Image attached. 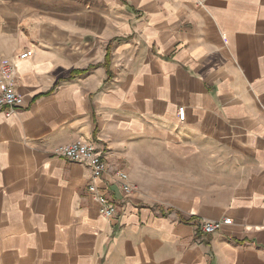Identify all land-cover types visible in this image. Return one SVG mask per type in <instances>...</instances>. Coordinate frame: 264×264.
<instances>
[{
    "label": "crops",
    "instance_id": "obj_1",
    "mask_svg": "<svg viewBox=\"0 0 264 264\" xmlns=\"http://www.w3.org/2000/svg\"><path fill=\"white\" fill-rule=\"evenodd\" d=\"M24 49L0 264H264V0H0V58ZM79 140L101 178L55 154Z\"/></svg>",
    "mask_w": 264,
    "mask_h": 264
},
{
    "label": "built area",
    "instance_id": "obj_2",
    "mask_svg": "<svg viewBox=\"0 0 264 264\" xmlns=\"http://www.w3.org/2000/svg\"><path fill=\"white\" fill-rule=\"evenodd\" d=\"M33 54L31 49H24L13 56H3L0 58V108H17L22 105V96L15 91V72L16 63L24 60ZM178 117L184 120V107H178ZM55 154L68 160L85 162L91 169L92 180L101 178L107 170V163L103 153L94 143L85 141H75L69 144L60 145L56 148ZM117 178L123 194L131 195L134 186L128 182L127 174L118 171ZM88 191L99 202V211L104 217H111L115 214L117 208L110 201L103 190H100L93 182L88 185ZM229 219L204 222L201 230L210 234L220 229L222 224H229Z\"/></svg>",
    "mask_w": 264,
    "mask_h": 264
},
{
    "label": "trees",
    "instance_id": "obj_3",
    "mask_svg": "<svg viewBox=\"0 0 264 264\" xmlns=\"http://www.w3.org/2000/svg\"><path fill=\"white\" fill-rule=\"evenodd\" d=\"M107 56V55H106Z\"/></svg>",
    "mask_w": 264,
    "mask_h": 264
}]
</instances>
